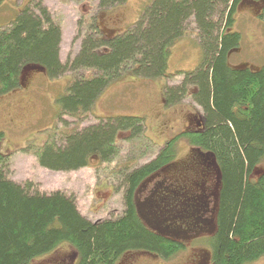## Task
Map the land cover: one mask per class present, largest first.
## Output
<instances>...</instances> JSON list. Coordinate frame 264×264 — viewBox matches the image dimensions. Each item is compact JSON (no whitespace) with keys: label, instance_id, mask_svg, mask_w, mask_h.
I'll return each mask as SVG.
<instances>
[{"label":"trees","instance_id":"obj_1","mask_svg":"<svg viewBox=\"0 0 264 264\" xmlns=\"http://www.w3.org/2000/svg\"><path fill=\"white\" fill-rule=\"evenodd\" d=\"M125 1L99 0L98 7ZM242 1L152 0L134 25L112 37L102 33L93 17L86 31L80 30L79 52L66 62L60 59L61 25L41 3L36 5L39 12L28 5L0 27V96L21 86L28 65L43 66L51 78L71 75L58 98L57 125L44 144L25 151L52 171L78 170L95 156L100 165L124 162L112 172L121 183L124 210L94 222L81 214L74 195L33 192L32 182L11 180L12 155L2 151L5 135L0 131V264H32L62 246L70 248L74 264H119L132 251L173 256L181 245L145 225L137 213L136 192L146 178L174 161L180 140L206 152L219 171L211 264H247L264 257V171L256 173L264 165V65L233 67L228 61L242 40L240 32L231 30ZM253 1L263 2L259 15L264 19V0ZM191 19L199 30L203 58L196 70L178 72L183 79L166 86L165 99L174 105L191 98L201 109L204 127L176 135L139 165L138 159L155 145L143 117H98L88 126L81 122L93 114L110 82L124 73L139 78L175 75L166 74L170 48L186 35ZM86 22L80 21L81 28ZM125 146L130 151L122 156Z\"/></svg>","mask_w":264,"mask_h":264},{"label":"rangeland","instance_id":"obj_2","mask_svg":"<svg viewBox=\"0 0 264 264\" xmlns=\"http://www.w3.org/2000/svg\"><path fill=\"white\" fill-rule=\"evenodd\" d=\"M151 1L126 0L121 5L103 10L98 7L99 0H2L0 27L13 21L28 5L39 12L36 5L41 3L51 13L52 18L61 25L60 59L66 62L79 52L80 30L86 31L85 27L88 26L90 19L95 17L106 37L116 36L134 25ZM260 9L261 2L253 0H243L237 7L234 15L235 23L231 30L240 32L242 40L240 45L229 53L228 61L233 67L247 66L259 69L264 65V19L259 15ZM81 20L87 21L83 23V28L79 24ZM198 31L195 20L191 19L187 25L186 35L171 46L166 74L175 75L169 78L166 76L139 78L124 73L104 89L96 102L93 114L81 122L82 126L96 124L98 117L125 115L143 117L148 127L147 135L155 145L152 150H148L149 153L138 159L139 165L152 159L155 152L175 135L183 131L199 129L202 112L191 98L174 105H167L165 99L166 86H177L183 79L178 72L194 71L202 61L203 49ZM22 73L21 86L0 96V131L5 135L2 151L12 155L8 177L22 185L27 181L32 182L33 192L49 194L60 190L74 195L79 211L91 221L96 222L120 215L124 210L121 183L112 172L122 159L100 165V160L95 156L91 158L89 166L78 170L52 171L39 165L32 152L25 151V148L31 145L44 144L57 125L60 116L58 98L66 91L71 75L66 73L58 78H51L47 70L38 64L26 66ZM68 119L70 122L74 120ZM126 135L122 133L121 138H126ZM189 148L187 142L180 140L174 161L160 171V175L154 178L157 179L155 181L165 177L171 181L177 176L187 181L197 179L195 177H198L203 169L204 154L197 155L200 162L186 161L189 158ZM129 151L126 146L122 147L121 155L128 154ZM263 171L264 165L256 169L257 175ZM212 178L211 186L219 180L216 173ZM149 183L151 181L147 180L143 185V198L150 191ZM215 192L218 193L217 190ZM205 238L209 242L204 245L208 246L211 252L213 237ZM196 240L192 242L195 246L198 244ZM201 248L186 249L166 260L161 259V256L155 257L136 252L126 260L123 258L124 261L121 260L119 264L205 263L209 253ZM51 258H63L65 264H74L76 260L70 248L62 246L47 256L38 258L32 264ZM247 264H264V257Z\"/></svg>","mask_w":264,"mask_h":264},{"label":"flooded vegetation","instance_id":"obj_3","mask_svg":"<svg viewBox=\"0 0 264 264\" xmlns=\"http://www.w3.org/2000/svg\"><path fill=\"white\" fill-rule=\"evenodd\" d=\"M260 2L262 7L263 2ZM199 127V129L195 128L183 132L202 129L204 127L203 116ZM184 141L187 142L186 140ZM199 153L204 154V161L201 173L198 177H195L197 179L187 181L177 176L171 181L167 177L155 181L157 179L154 178L160 175V172H158L146 178L137 189L136 206L137 213L141 220L156 234L181 245L180 249L170 257H163L153 252L140 253H147L155 257L161 256V259L166 260L174 257L180 252L186 251V249L202 247L201 250L205 249L208 251L209 257L206 259L205 263L200 264H211L213 250L210 252L209 247L204 244L209 242L205 237H213L214 240V236L218 230L216 220L218 193L215 191L217 190L218 192L219 190V180L216 181L213 186H211V184L213 174L216 173L219 176V171L214 160L211 159L206 152L199 148L192 147L191 145L188 154L189 158L186 159V161L200 162L199 157L197 158ZM147 180L151 181V183H149L151 188L149 189L148 195L143 198V185ZM208 191L210 192L208 193ZM210 195L213 197L211 198ZM194 240L198 241L196 246L192 244ZM134 253L136 252L132 251L127 253L123 257L124 260ZM124 260L122 259L121 262ZM44 263L65 264V261L63 258H51V260L43 259L36 264Z\"/></svg>","mask_w":264,"mask_h":264},{"label":"bare ground","instance_id":"obj_4","mask_svg":"<svg viewBox=\"0 0 264 264\" xmlns=\"http://www.w3.org/2000/svg\"><path fill=\"white\" fill-rule=\"evenodd\" d=\"M107 4V3H106ZM105 7V6H104ZM167 67V66H166ZM20 73V72H19ZM91 110V109H90ZM117 188V187H116ZM51 250V249H50Z\"/></svg>","mask_w":264,"mask_h":264}]
</instances>
